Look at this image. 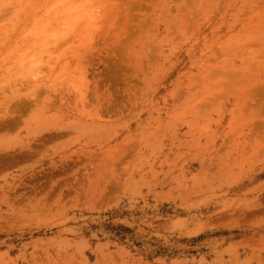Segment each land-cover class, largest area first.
<instances>
[{
    "label": "rangeland",
    "instance_id": "obj_1",
    "mask_svg": "<svg viewBox=\"0 0 264 264\" xmlns=\"http://www.w3.org/2000/svg\"><path fill=\"white\" fill-rule=\"evenodd\" d=\"M0 264H264V0H0Z\"/></svg>",
    "mask_w": 264,
    "mask_h": 264
}]
</instances>
